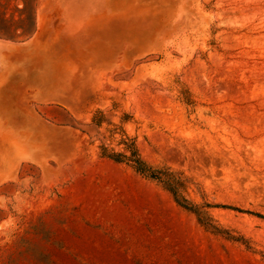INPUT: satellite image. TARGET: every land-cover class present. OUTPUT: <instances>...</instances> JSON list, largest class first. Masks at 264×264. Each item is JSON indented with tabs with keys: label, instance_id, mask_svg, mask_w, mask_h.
<instances>
[{
	"label": "rangeland",
	"instance_id": "374dc122",
	"mask_svg": "<svg viewBox=\"0 0 264 264\" xmlns=\"http://www.w3.org/2000/svg\"><path fill=\"white\" fill-rule=\"evenodd\" d=\"M42 30L0 55L3 128L40 159L0 182V264H264V0H0V40ZM122 140L206 226L102 156Z\"/></svg>",
	"mask_w": 264,
	"mask_h": 264
},
{
	"label": "water",
	"instance_id": "95a60500",
	"mask_svg": "<svg viewBox=\"0 0 264 264\" xmlns=\"http://www.w3.org/2000/svg\"><path fill=\"white\" fill-rule=\"evenodd\" d=\"M44 35V31L42 30L37 34L33 39L25 43H14L8 42L4 40H0V55H5L7 53L21 54L27 53L29 50L31 51L39 42L41 36ZM1 107V106H0ZM24 109V113L20 119L29 123L28 129L31 128L32 130H36L39 127V122L41 120L40 115L34 108L28 105L22 106ZM14 118H10L3 112L2 107L0 108V149L7 150L6 155L1 159L0 158V182L7 177L10 176L9 170L16 166L22 160L29 159V153H26L24 146L22 145V141L18 137H14L12 133L5 130L3 127L4 125L2 122L13 121ZM33 131V132H34ZM28 139V138H27ZM30 139V151L32 152L29 157L40 160L39 157L36 155V144L34 138L29 137ZM28 139V140H29ZM35 152V153H34ZM28 154V155H27ZM34 154V155H33Z\"/></svg>",
	"mask_w": 264,
	"mask_h": 264
},
{
	"label": "trees",
	"instance_id": "16d2710c",
	"mask_svg": "<svg viewBox=\"0 0 264 264\" xmlns=\"http://www.w3.org/2000/svg\"><path fill=\"white\" fill-rule=\"evenodd\" d=\"M0 35L4 36V34L1 33ZM122 142L126 144V149L130 151L129 155L123 152L107 153V148L103 147L102 156L110 158L119 163L127 162L140 175L152 180H156L166 191L171 194L177 205L193 212L196 214L200 224L204 226L207 225L205 220V211H203L202 207L191 203L187 198L181 195V190L187 188L189 184L193 183L191 178L185 176L183 172L172 170L169 167L153 168L146 161L140 158L134 143L129 145L125 143L124 140H122ZM215 228L216 230H219L217 227Z\"/></svg>",
	"mask_w": 264,
	"mask_h": 264
}]
</instances>
